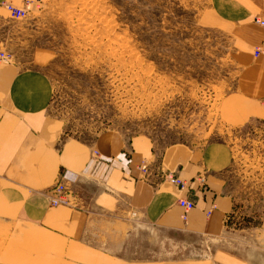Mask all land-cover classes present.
Segmentation results:
<instances>
[{"label": "crops", "instance_id": "0c3cea01", "mask_svg": "<svg viewBox=\"0 0 264 264\" xmlns=\"http://www.w3.org/2000/svg\"><path fill=\"white\" fill-rule=\"evenodd\" d=\"M208 9L239 49L241 70L222 112L237 125L260 117L264 55L252 51L264 40L254 20L264 18V0H208ZM29 55L0 61V264H264V230L226 223L235 206L226 189L230 145L157 147L112 130L89 142L69 136L49 112V50ZM65 170L74 175L76 203L52 206L45 191ZM168 172L186 181L184 189L163 178ZM184 196L194 202L185 211L177 203ZM160 236L179 252L143 254ZM195 238L207 240L194 246Z\"/></svg>", "mask_w": 264, "mask_h": 264}, {"label": "rangeland", "instance_id": "374dc122", "mask_svg": "<svg viewBox=\"0 0 264 264\" xmlns=\"http://www.w3.org/2000/svg\"><path fill=\"white\" fill-rule=\"evenodd\" d=\"M3 11L0 50L11 60L48 48L49 112L67 135L89 142L112 130L157 147L225 142L226 189L235 196L226 223L264 230V99L260 117L237 125L224 116L239 49L208 0H40L23 18ZM160 238L143 254L169 257L182 247Z\"/></svg>", "mask_w": 264, "mask_h": 264}, {"label": "built area", "instance_id": "2783aa9c", "mask_svg": "<svg viewBox=\"0 0 264 264\" xmlns=\"http://www.w3.org/2000/svg\"><path fill=\"white\" fill-rule=\"evenodd\" d=\"M40 0H23L21 4H13L7 0H3L1 2V6H3L7 11L10 17L18 19L23 18L27 14V12L31 9V7L38 6ZM256 23L264 28V18L260 16L254 17ZM264 53V40L254 46L253 54L258 56L259 54ZM11 59V54L6 51L0 50V61H9ZM264 104V102H263ZM140 168L144 171L146 170V165L143 164ZM163 178L166 180H170L171 182L178 185L180 188L184 189L186 186V181L180 179L176 175L172 173H166L163 175ZM74 175L67 170L61 172L58 177V181H56L53 185L46 189L45 194L49 198L50 205L52 206H74L77 200L76 194L73 193L72 189L69 187L70 182L74 180ZM179 206H181L184 211L193 207L194 202L187 196L179 198L177 200ZM184 218V215L182 216Z\"/></svg>", "mask_w": 264, "mask_h": 264}]
</instances>
